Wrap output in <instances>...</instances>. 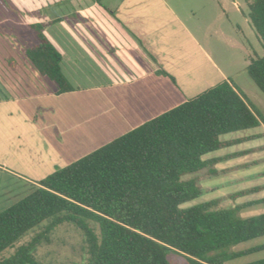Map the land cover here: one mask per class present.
Here are the masks:
<instances>
[{
    "label": "trees",
    "instance_id": "obj_1",
    "mask_svg": "<svg viewBox=\"0 0 264 264\" xmlns=\"http://www.w3.org/2000/svg\"><path fill=\"white\" fill-rule=\"evenodd\" d=\"M244 1L245 16L264 52V0ZM41 27L33 26L35 41L25 49V57L37 74L55 84L57 93L70 91L60 53ZM245 71L264 96V53L250 58ZM261 125L264 116L231 82L222 80L56 167L0 209V254L46 222L27 243L0 258V264H40L33 252L63 223H72L83 236V264H170L168 252L181 254L187 264H223L263 250L264 244L230 249L264 236V213L240 218L239 207L222 208L214 199L182 206L202 194L199 179L184 176L204 168L212 174L215 163L233 154L206 155L255 136L221 137ZM245 264H264V258Z\"/></svg>",
    "mask_w": 264,
    "mask_h": 264
},
{
    "label": "crops",
    "instance_id": "obj_2",
    "mask_svg": "<svg viewBox=\"0 0 264 264\" xmlns=\"http://www.w3.org/2000/svg\"><path fill=\"white\" fill-rule=\"evenodd\" d=\"M3 5L14 15L2 39L11 45L10 53L19 49L22 61L6 56L10 60L2 68L1 74L7 77L4 84L0 82V104H6L12 115L18 108L12 89L38 86L36 92L23 96L32 103H28L30 113L21 117L26 118L27 127L18 125L14 137L8 139L13 153L24 145L34 164L23 170H0L32 187L56 167L72 163L227 80L186 23L191 17L200 28L198 17L192 11L180 14L181 4L173 5L169 0H21L20 4ZM38 24L60 53V69L72 87L70 91L57 93L55 84L39 74L32 79L36 72L24 52L34 44L33 26ZM18 72L27 75L17 82ZM256 128L258 132L242 136L255 137L240 143L264 137V126ZM218 154L233 156L213 165L214 177L232 173L225 184L248 182L245 189L228 190L227 205L239 207L240 212L264 204V143ZM248 155L250 159L244 162L243 156ZM232 159V167L220 165ZM214 200L225 208L222 197Z\"/></svg>",
    "mask_w": 264,
    "mask_h": 264
},
{
    "label": "rangeland",
    "instance_id": "obj_3",
    "mask_svg": "<svg viewBox=\"0 0 264 264\" xmlns=\"http://www.w3.org/2000/svg\"><path fill=\"white\" fill-rule=\"evenodd\" d=\"M173 5L181 4L184 8L178 12L187 15L194 13L198 20L200 28H197L191 19L186 18V23L190 29L197 35V37L203 42L205 49L213 58L215 64L220 71L225 75L228 82L242 93L246 99L264 116V96L258 90L253 81L248 77L245 71V67L248 64L250 58L263 55V49L258 42L257 36L253 28L251 27L248 19L246 18L247 5L244 0H169ZM13 2L20 4L21 0H0V82L3 83L6 80L2 68L6 65V62L10 58L6 56H12L13 60L20 63L22 61L21 52L18 49V53H10L11 45L3 41V34H6L8 22L14 15L13 11H9L4 3ZM3 6V7H2ZM176 7V5H175ZM185 9V10H184ZM6 19V20H5ZM5 20V21H4ZM203 35V36H202ZM3 38V39H2ZM21 47V45H20ZM27 74L17 73V82L19 78L26 76ZM32 79L37 78V73L31 74ZM20 81V80H19ZM4 84V83H3ZM35 85V84H34ZM33 85V86H34ZM30 86L26 88V85H17L16 89H12L13 94L18 97L17 111L12 115L7 112V105L0 104V169H20L26 168L34 164L35 159L30 156L28 159V153L24 145L16 148V152L13 153L12 148L14 146L9 143V137L12 136L18 127L22 124L24 128L28 123L24 122L26 116L32 110L29 104H32L29 99L23 97L28 91L36 92L38 86ZM10 90V93L12 92ZM3 93V91H2ZM34 100V99H33ZM29 103V104H28ZM22 107V108H21ZM19 110V112H18ZM10 115V116H9ZM23 115V116H22ZM29 122V121H28ZM259 129L242 130L225 135L222 137L224 140L235 139L236 137L246 136L251 133L258 132ZM234 135V136H232ZM14 137V135H13ZM33 137L30 136V139ZM9 139V140H8ZM264 143V137H261L253 142H244L238 144L237 147L231 146L230 148H224L216 152L222 154L231 153L236 150H244L252 145H258ZM218 153H211L206 155V158L220 156ZM244 162L250 159V155L243 156ZM235 159L221 163L224 167H232ZM230 164V165H229ZM261 167V166H257ZM217 168H222L219 165ZM223 169V168H222ZM244 171V170H242ZM197 177L199 184L202 188V194L199 198L194 199L191 202L185 203L182 206H190L192 204L212 200L218 196L223 198L222 206L225 208H231L228 204V190L233 192L240 189H245L248 185L247 180H240L233 184H225L232 178V173H224L219 177H214L208 168H204L201 171L189 174L183 177V179H190ZM227 180V182H226ZM260 181V180H259ZM224 184V185H223ZM32 186L27 183L19 182L16 178L5 175L3 170H0V209L6 207L28 193ZM244 201V198L239 200ZM264 213V204L244 209L237 213L240 218L252 217ZM46 222H43L40 226L28 232L22 237L13 247L5 250L0 254V258L6 257L13 253L20 245L27 243L30 238L43 230ZM89 225L97 233V227L95 224L89 222ZM49 241L42 242L35 251L33 257L40 264H83L86 257V248L81 232L72 223H63L55 227L48 234ZM264 243L263 238L252 239L232 247L230 250L246 249L252 246H256ZM264 258V250H259L247 255L229 259L223 264H245L258 259ZM167 260L170 264H187L186 259L179 253L168 252Z\"/></svg>",
    "mask_w": 264,
    "mask_h": 264
}]
</instances>
